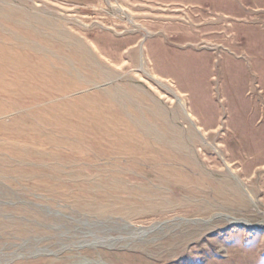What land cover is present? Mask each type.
Returning a JSON list of instances; mask_svg holds the SVG:
<instances>
[{"label": "rangeland", "instance_id": "rangeland-1", "mask_svg": "<svg viewBox=\"0 0 264 264\" xmlns=\"http://www.w3.org/2000/svg\"><path fill=\"white\" fill-rule=\"evenodd\" d=\"M0 53L73 70L0 61V264H264V0H0Z\"/></svg>", "mask_w": 264, "mask_h": 264}, {"label": "bare ground", "instance_id": "bare-ground-1", "mask_svg": "<svg viewBox=\"0 0 264 264\" xmlns=\"http://www.w3.org/2000/svg\"><path fill=\"white\" fill-rule=\"evenodd\" d=\"M35 36H37V35H35ZM7 46H8V44H7ZM42 51H44V50L38 51L37 54L41 55V53H43ZM20 60H21V62H20ZM0 61L12 63V64L16 65L18 68L22 67L23 69H26V70L28 69L29 71L33 70L34 74H36V73L40 74V77H38V78H34V74H32L31 77L29 78L31 81L36 82V83H48V84H50V83H66V81H67L66 76L70 75L71 72L73 71L72 67L70 66V64H68L67 61H65L64 59H62L59 56H52V55L50 57L47 56V59L43 60L42 58L39 59L38 57H33V56L25 57V58H21V57L19 58L15 55H12L10 57V56H4L3 54L0 53ZM9 66H10V64H9ZM7 72L2 71V70L0 71V83H8L11 80H14V79L17 80V78L20 77V75L12 74V76L9 78L7 76ZM65 94H66V91H61V95L64 96ZM1 113L2 112H0V114ZM155 208H157V207H155Z\"/></svg>", "mask_w": 264, "mask_h": 264}]
</instances>
